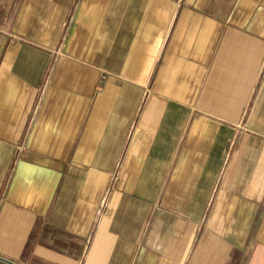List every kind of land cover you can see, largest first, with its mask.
I'll return each mask as SVG.
<instances>
[{
	"label": "crops",
	"instance_id": "obj_1",
	"mask_svg": "<svg viewBox=\"0 0 264 264\" xmlns=\"http://www.w3.org/2000/svg\"><path fill=\"white\" fill-rule=\"evenodd\" d=\"M0 256L264 264V0H0Z\"/></svg>",
	"mask_w": 264,
	"mask_h": 264
},
{
	"label": "water",
	"instance_id": "obj_2",
	"mask_svg": "<svg viewBox=\"0 0 264 264\" xmlns=\"http://www.w3.org/2000/svg\"><path fill=\"white\" fill-rule=\"evenodd\" d=\"M0 261L8 263V264H18V263L14 262V261H11V260L6 259V258L1 257V256H0Z\"/></svg>",
	"mask_w": 264,
	"mask_h": 264
}]
</instances>
